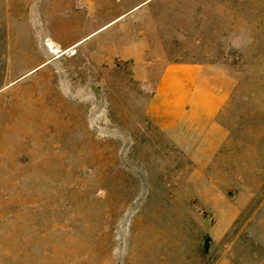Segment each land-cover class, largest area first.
I'll return each instance as SVG.
<instances>
[{"label":"rangeland","instance_id":"obj_1","mask_svg":"<svg viewBox=\"0 0 264 264\" xmlns=\"http://www.w3.org/2000/svg\"><path fill=\"white\" fill-rule=\"evenodd\" d=\"M0 264H264V0H0Z\"/></svg>","mask_w":264,"mask_h":264},{"label":"crops","instance_id":"obj_2","mask_svg":"<svg viewBox=\"0 0 264 264\" xmlns=\"http://www.w3.org/2000/svg\"><path fill=\"white\" fill-rule=\"evenodd\" d=\"M202 67L194 63L168 64L151 97V116L180 143L183 129L192 122L195 110L209 107L208 96L202 100L208 86L203 82ZM203 98V97H202Z\"/></svg>","mask_w":264,"mask_h":264}]
</instances>
